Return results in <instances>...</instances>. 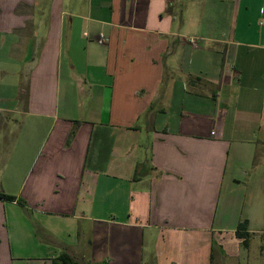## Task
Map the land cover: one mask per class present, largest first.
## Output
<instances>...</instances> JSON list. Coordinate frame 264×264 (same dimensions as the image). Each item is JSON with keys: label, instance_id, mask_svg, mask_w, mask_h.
Here are the masks:
<instances>
[{"label": "crops", "instance_id": "0c3cea01", "mask_svg": "<svg viewBox=\"0 0 264 264\" xmlns=\"http://www.w3.org/2000/svg\"><path fill=\"white\" fill-rule=\"evenodd\" d=\"M1 193L0 264L263 258L264 0H0Z\"/></svg>", "mask_w": 264, "mask_h": 264}, {"label": "rangeland", "instance_id": "374dc122", "mask_svg": "<svg viewBox=\"0 0 264 264\" xmlns=\"http://www.w3.org/2000/svg\"><path fill=\"white\" fill-rule=\"evenodd\" d=\"M229 236H225V245H230L228 242ZM224 240V241H225ZM263 241L261 240L259 235H256V238L249 237L248 240V246H244L242 242L240 243L241 246V252H237L234 247H223V250L218 248V246L214 245V252L221 253L224 255H227L226 259H224L225 264H235V261L240 258L241 264H264V257H258V251H257V244L262 243ZM244 251V252H243ZM257 251V252H256ZM236 255V256H235ZM143 264H151V260L149 259V252L145 254L144 256V263ZM213 264H218V258L215 259V262Z\"/></svg>", "mask_w": 264, "mask_h": 264}, {"label": "trees", "instance_id": "16d2710c", "mask_svg": "<svg viewBox=\"0 0 264 264\" xmlns=\"http://www.w3.org/2000/svg\"><path fill=\"white\" fill-rule=\"evenodd\" d=\"M0 197L12 198L2 193L0 194ZM247 225H248V221L244 220L242 222H239L236 227V236L241 239L242 244L246 247L248 246V240H249V232L247 231ZM72 261L73 259L69 255L62 253L58 257H56V259L53 261V264H66Z\"/></svg>", "mask_w": 264, "mask_h": 264}, {"label": "built area", "instance_id": "2783aa9c", "mask_svg": "<svg viewBox=\"0 0 264 264\" xmlns=\"http://www.w3.org/2000/svg\"><path fill=\"white\" fill-rule=\"evenodd\" d=\"M98 43H103L104 42V37L102 34H100L99 38H98ZM213 133V132H212Z\"/></svg>", "mask_w": 264, "mask_h": 264}]
</instances>
